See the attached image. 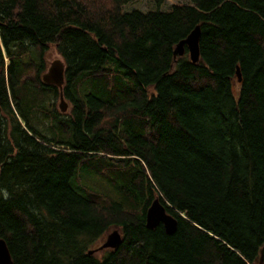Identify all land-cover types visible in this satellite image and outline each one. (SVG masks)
Listing matches in <instances>:
<instances>
[{"label":"trees","instance_id":"1","mask_svg":"<svg viewBox=\"0 0 264 264\" xmlns=\"http://www.w3.org/2000/svg\"><path fill=\"white\" fill-rule=\"evenodd\" d=\"M133 1L0 0L11 264H264V0ZM196 25L198 60L174 56ZM154 198L172 233L145 225Z\"/></svg>","mask_w":264,"mask_h":264},{"label":"water","instance_id":"2","mask_svg":"<svg viewBox=\"0 0 264 264\" xmlns=\"http://www.w3.org/2000/svg\"><path fill=\"white\" fill-rule=\"evenodd\" d=\"M199 26L196 25L187 36L180 40L173 49V55H181L183 53V46L185 45L188 51V55L191 61L196 62L199 57L198 51V38H199ZM237 81H240V73L236 70ZM42 81L48 84H54L59 90L58 105L60 110H65V103L62 97V85L64 82V68L62 60L55 59L48 66L47 70L41 75ZM161 223L164 230L167 233H172L176 228V219L166 212L164 205L158 198H154L145 212V225L153 227L156 224ZM121 241L120 233L114 229L107 233L103 242L95 249L89 250L88 253H92L94 250L101 248H114ZM0 264H11V257L6 247L4 239L0 238Z\"/></svg>","mask_w":264,"mask_h":264},{"label":"rangeland","instance_id":"3","mask_svg":"<svg viewBox=\"0 0 264 264\" xmlns=\"http://www.w3.org/2000/svg\"><path fill=\"white\" fill-rule=\"evenodd\" d=\"M186 1L187 0H163L160 7H161V9H165V8H167L168 5H170L172 3H176V2L183 3ZM153 6H154V0H134L132 3L125 5L124 9L127 10V9H131V8H137V9H140L142 11H146V10L153 8ZM55 59L61 60V57H60L59 53L57 52V50L55 49V47L51 46L46 51V53L44 54V60L46 63V69L44 70V72L47 70L50 63ZM64 103H65V109L68 108L69 107L68 102L64 101ZM110 231H112V230L110 229L109 231H107L103 237L105 238L107 233H109ZM104 238H103V240H104ZM96 253L98 254L99 251H97Z\"/></svg>","mask_w":264,"mask_h":264}]
</instances>
